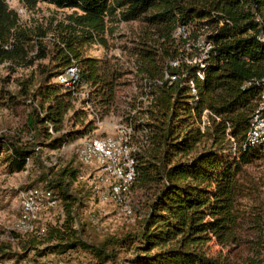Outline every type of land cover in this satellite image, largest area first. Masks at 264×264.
<instances>
[{"label":"trees","instance_id":"1","mask_svg":"<svg viewBox=\"0 0 264 264\" xmlns=\"http://www.w3.org/2000/svg\"><path fill=\"white\" fill-rule=\"evenodd\" d=\"M24 1L46 2L74 12L63 25L54 65L39 69L41 80L32 98L40 100V109H34L27 119L33 143L0 138V166L10 174L25 171L30 159L37 160V138L44 136L49 140L46 145L55 149L95 129L94 120L87 121V103L75 109L79 87L90 89L89 102L95 97L97 108L107 111L114 105L120 76L114 70L105 74L99 60L85 58L82 52L106 32L108 17L119 10L126 22L143 19L168 31L151 37L155 44L145 43L135 52L140 91L148 104L140 100L134 106L137 121L147 120L134 129L149 139L148 145L139 146L136 181L157 185L138 230L99 246L81 241L70 214L77 200L71 187L79 170L66 166L47 188L57 189L69 216L62 224L20 237L22 248L37 259L28 262L41 264L38 258L55 251L62 255L83 251L94 257L95 264H115L121 252L127 255L122 264H264L263 220L242 209L251 192L240 180L246 167L264 160V146H250L246 141L264 78V42L258 39L264 31V0ZM179 27L190 28L187 38L174 37ZM199 39L211 45L204 58L199 49L185 51L186 44ZM35 47L39 54L30 57ZM48 57L42 43L34 44L21 28L17 12L0 0V65L32 66ZM180 57V64L171 66ZM73 59L81 77L77 89L70 91L52 80ZM200 72L204 80L198 78ZM167 74L177 76L176 80L166 78ZM32 85L22 82L21 95L27 96ZM204 112L207 122L202 130L198 123ZM66 123H72L73 130L56 137L49 131L48 124L57 133ZM48 176L43 174L42 179ZM246 231L253 233L251 239L243 236ZM53 241L54 247L40 249ZM212 241L225 247L227 255L211 254L207 247ZM245 246L250 247V254L241 257ZM26 257L20 256V261Z\"/></svg>","mask_w":264,"mask_h":264},{"label":"rangeland","instance_id":"2","mask_svg":"<svg viewBox=\"0 0 264 264\" xmlns=\"http://www.w3.org/2000/svg\"><path fill=\"white\" fill-rule=\"evenodd\" d=\"M6 2L10 10L17 12L21 28L29 33L33 43L36 44L38 40L49 55L46 59L36 61L32 66H15L9 63L0 65V138L9 137L22 143H33L32 135L27 129V119L34 109H40V100L32 98L41 80L39 69L41 66L54 65L56 50L61 46L60 35L63 25L68 24V16L74 10L58 9L40 1L35 4H27L24 0H6ZM120 15V11L117 10L115 16L108 17L106 32L95 43L85 45L82 49L83 57L99 60L105 74L114 70L120 76L116 81L114 105L107 111L101 107L97 108L94 104L95 97L89 102V88L85 86L78 88V100L74 102L75 109H83V103H87L85 107L89 112L87 121L94 120L95 129L55 149L46 145L49 140L44 136L37 138L35 142L40 143L35 146L37 160L30 159L25 171L10 174L4 166H0V264H25L22 262L31 263L28 262L29 259H34V253L32 251L28 253L19 243L20 237L23 236L15 231L21 213L19 194L32 186L49 187V184L55 180L57 172L66 166L79 170L77 181L71 187V194L77 198L71 209L73 213H70L73 217L71 226L80 240L88 245L99 246L110 238H119L138 230L139 222L147 212V204L154 198L156 184L136 181L126 204L105 200L103 194L108 190V185L101 184L98 173L93 168L83 166L78 160V152L84 143L124 132L130 126L134 129L143 124V121H147L146 119L137 121L139 117L133 112L134 106L140 100L145 102L144 105L148 104L141 95L142 88L137 76L138 58L135 52L145 43L155 44L150 40L151 37L156 38L159 34H167L168 31L150 25L143 19L126 22ZM173 35L175 37V32ZM38 54L39 50L35 47L30 57ZM73 62L77 63L75 59L72 60ZM22 82L33 83L28 88L27 96L21 95ZM12 96L15 97L11 98ZM206 116L207 113L204 112L202 122L198 123L202 130L207 122ZM48 127L55 137L73 130L72 123H66L63 130L57 133L53 131L52 126ZM132 142L138 148L141 143L148 145L149 139L148 136L145 137L142 132H136L134 129ZM43 174H49L48 178L42 179ZM240 180L251 192L250 197L243 200L242 209L260 215L264 224V160H256L246 167ZM126 207L130 213L124 211ZM67 216L69 215L61 203L57 208L43 211L38 230L44 231L48 225L62 224ZM243 236L251 239L253 233L246 231ZM55 244L54 241L42 244L40 249L54 247ZM207 248L215 256L227 255V249L218 246L214 241ZM249 249L250 247L245 246L240 250V256H248ZM26 255L27 257L20 261V256ZM126 256L121 252L115 264H122L121 259ZM38 260L39 262L51 260L54 264L97 262L91 254L83 251H70L63 255L55 251Z\"/></svg>","mask_w":264,"mask_h":264},{"label":"built area","instance_id":"3","mask_svg":"<svg viewBox=\"0 0 264 264\" xmlns=\"http://www.w3.org/2000/svg\"><path fill=\"white\" fill-rule=\"evenodd\" d=\"M256 21L260 22V18L256 17ZM189 34V27H179L175 31V38H187ZM258 39L264 42V31H261ZM210 48L211 45L209 43L199 39L195 43L186 44L185 51L199 49L204 58ZM182 60L183 58L180 57L170 64L173 67H177ZM184 61L190 62L188 57H185ZM80 77V67L73 62L55 76L54 82L65 90L75 91L79 85ZM166 78L176 80L177 76L173 75L170 77L167 74ZM198 78L204 80V74L200 72ZM189 84L193 88V92H195L194 80H191ZM260 84V100L252 115L246 135L247 144L250 146H264V78ZM48 125L51 127L50 124ZM133 136L134 129L130 126L126 131L113 136L90 140L84 143L78 152L79 162L85 167L93 168L98 173L99 182L108 185V190L103 194V198L115 201L121 205L127 203L138 175L137 153L140 150L139 147L137 148L133 145ZM19 200L21 213L16 223L15 231L21 236L37 233L42 212L57 208L60 203L53 189L40 186H32L25 189L19 194ZM124 211L130 213L128 207ZM41 264H51V262L44 261Z\"/></svg>","mask_w":264,"mask_h":264}]
</instances>
